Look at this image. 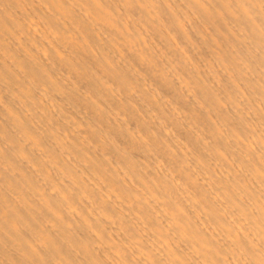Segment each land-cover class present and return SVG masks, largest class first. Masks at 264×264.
Wrapping results in <instances>:
<instances>
[{"label": "bare ground", "instance_id": "bare-ground-1", "mask_svg": "<svg viewBox=\"0 0 264 264\" xmlns=\"http://www.w3.org/2000/svg\"><path fill=\"white\" fill-rule=\"evenodd\" d=\"M0 264H264V0H0Z\"/></svg>", "mask_w": 264, "mask_h": 264}]
</instances>
